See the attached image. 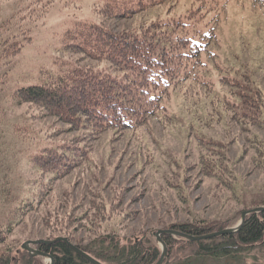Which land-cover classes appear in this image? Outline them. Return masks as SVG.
I'll list each match as a JSON object with an SVG mask.
<instances>
[{
    "label": "trees",
    "instance_id": "trees-1",
    "mask_svg": "<svg viewBox=\"0 0 264 264\" xmlns=\"http://www.w3.org/2000/svg\"><path fill=\"white\" fill-rule=\"evenodd\" d=\"M167 1L140 0L129 6L117 0L107 1L100 9L99 23L83 20L66 30L63 49L70 56L79 57L58 58L50 69L39 71L38 83L14 93L17 105L28 106L24 119L8 128L12 136L22 139L27 135H21V128L34 134V151L29 159L34 171L31 176L22 177V187L16 189L17 195L11 199L14 202L20 198L21 207H14L9 217L13 218L21 210V221H14L5 231L0 230V264H45L43 257L18 248L9 236L20 223L28 227L27 220L34 214L40 215L48 206L40 221L46 235L35 240L65 237L105 264H156L162 249L147 231L133 236L125 234L138 212L123 205L122 189H113V195L107 198L105 184H101L90 190L87 205L85 198L77 201L72 192L66 191L64 202L54 207L50 198L56 185L92 164V141L106 132L114 133L115 138L123 131H138L152 121L170 130H189L197 147L203 148L197 159L198 167L203 171L205 166H211L201 174L217 178L218 183L224 185L222 177L227 176L229 163L227 146L223 153L213 150L218 148L200 127L227 124L229 116V125L235 121L242 130L247 127L264 130L260 119L263 92L253 85L254 72L247 65L240 66L246 71L244 74H240L239 69H227V53L220 54L217 32L198 27L204 4L195 7L186 17L173 20L158 17L146 26L137 22L128 26L134 15L164 6ZM211 1H216V5L220 0ZM255 1L264 6V0ZM44 7L40 13L42 18L51 2ZM16 50L19 52L21 45ZM81 59L107 62L115 74L81 67L76 63ZM176 95H180L183 103L182 112H177ZM227 97L236 101L230 102ZM201 100L208 106L205 113L198 108ZM192 112L198 115L195 121L200 127L188 118ZM47 118L66 125V128H56V135L63 131L75 135L54 144H44V126L36 128V125ZM261 166L264 161L254 164L255 168ZM12 192V189L6 190V198L9 199ZM29 224L33 226V222ZM225 227L224 222L199 218L169 225L193 235ZM161 238L167 246L163 264H255L247 263L241 255L264 243V210L248 214L237 232L198 241L169 234ZM37 248L51 256L53 264H91L63 240L39 244ZM179 250L184 251L182 258L177 257Z\"/></svg>",
    "mask_w": 264,
    "mask_h": 264
},
{
    "label": "rangeland",
    "instance_id": "rangeland-1",
    "mask_svg": "<svg viewBox=\"0 0 264 264\" xmlns=\"http://www.w3.org/2000/svg\"><path fill=\"white\" fill-rule=\"evenodd\" d=\"M107 1L109 0H0L2 231L7 230L14 221H21V210L13 218L9 217V212L14 207H21L20 198L14 202L11 199L17 195L16 189L22 187V177L28 174L31 176L34 171L29 161L36 141L32 140L34 134L21 128V135H27L22 139L12 136L11 128H8V125L24 119L27 110L25 107L28 106L17 105L14 93L22 87L38 83L39 71L50 69L58 58L79 57L70 56L63 49L66 30L83 20L99 23L102 19L100 9ZM139 1L117 0L128 6ZM49 2V11L44 18L40 17V13L45 10L44 5ZM215 3L216 1L211 0H168L164 6L134 15L128 26L134 22L146 26L158 17L164 20L186 17L195 7L204 4L202 21L198 27L217 32L220 54L227 53V69H239L240 74H244L246 71L240 66L247 65L253 70L251 80L253 85L262 90L261 102L264 105V6L255 0H220L216 5ZM119 27L120 25L118 29ZM19 45L21 50L18 52L16 49ZM76 63L93 72L112 76L115 74V70L107 62L81 59ZM228 99L230 102L236 101L232 97ZM174 100L177 112H182L184 106L180 95H176ZM198 108L205 113L208 110L206 101L201 100ZM260 113V119L264 122V107ZM196 117L198 115L192 112L188 118H192L199 126L195 121ZM244 124L240 123L244 127L248 126ZM238 125L235 121L229 125L227 116V124L221 122L211 128L199 126L218 148L213 150L223 153L227 146L229 163L227 176L222 177L224 185L219 184L217 178L201 174L211 169V166H205L203 171L198 167L197 159L203 153V148L197 147L189 130H170L162 123L152 121L138 131H123L115 138L114 133L106 132L92 141V164L84 170L73 172L58 183L50 198L52 204L55 207L57 203L64 202L66 191L72 192L77 201L85 198L87 205L90 190H95L101 184H105L104 194L107 198L113 195L115 189H122L123 205L138 212L125 234L133 236L140 231H147L160 247L156 238L157 230L167 229L173 223L191 222L199 218L224 222L227 224L225 228H235L240 222L241 212L264 207V166L254 167L255 163L264 161V130L256 127L242 130ZM40 126H44V144H54L75 135L64 131L56 135V128H66V125L53 118L38 123L36 128ZM48 128L52 130H47ZM8 189L13 190L9 199L5 193ZM49 207L41 210L40 215H32L27 220L28 227H23L20 223L9 236L14 240V245L18 244L21 249L25 241L45 237V226L40 221ZM31 222L32 227L29 224ZM183 255L184 251L179 250L177 257L182 258ZM241 256L247 263L264 264V243ZM49 260L50 258L43 257L45 264Z\"/></svg>",
    "mask_w": 264,
    "mask_h": 264
},
{
    "label": "water",
    "instance_id": "water-1",
    "mask_svg": "<svg viewBox=\"0 0 264 264\" xmlns=\"http://www.w3.org/2000/svg\"><path fill=\"white\" fill-rule=\"evenodd\" d=\"M263 210H264V207H258V208H255V209L244 210L242 212V214H241L240 222L238 223V225L235 228H231V227L230 228H225V229L220 230V231H216V232H212V233H208V234H203V235L187 234L185 232L177 231L174 228H167V229H159V230H157V232H156V238H157V241L161 244L162 254H161V257L157 261L156 264H163L164 261H165V259H166V257H167V246H166L165 242L161 238V236L163 234H169V235H173V236H176V237L185 238V239H188L190 241H198V240L210 239V238L218 237V236H221V235H224V234H229V233H232V232H237L241 228V226L244 223L245 218H246V216L248 214H250L252 212H260V211H263ZM58 240H63L65 242H67L68 245L73 250H75L77 253H79L84 258H86L91 264H105V263H103V262L95 259L91 255L87 254L85 251H83L82 249H80L75 244L69 242L67 240V238L61 237V236H59V237H57V238H55L53 240H45V239L27 240V241H25L22 244L21 248L23 250L31 253L34 256L48 257V258H50V260L46 264H53V262H54L53 258L51 256H49L48 254H46L45 252L39 250L37 248V246L39 244H49V243H53V242L58 241Z\"/></svg>",
    "mask_w": 264,
    "mask_h": 264
}]
</instances>
